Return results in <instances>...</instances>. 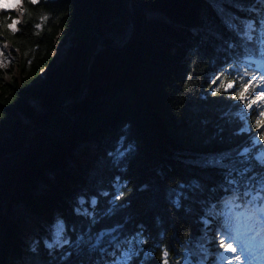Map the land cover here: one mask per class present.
<instances>
[{"label": "trees", "instance_id": "trees-1", "mask_svg": "<svg viewBox=\"0 0 264 264\" xmlns=\"http://www.w3.org/2000/svg\"><path fill=\"white\" fill-rule=\"evenodd\" d=\"M19 4L0 8V43L12 58L0 67V264H95L101 254L77 242L110 229L120 240L139 233L148 241L129 264H158L165 245L184 264L193 235L192 247L208 250L194 259L216 264L229 193L220 171L200 164L264 151V128L254 123L257 105L249 112L231 97L236 88L213 89L252 80L244 72L258 66L252 86L264 75L255 60L264 56V0ZM56 42L67 45L63 56L52 53ZM192 181L201 188L177 208L170 193Z\"/></svg>", "mask_w": 264, "mask_h": 264}, {"label": "snow or ice", "instance_id": "snow-or-ice-1", "mask_svg": "<svg viewBox=\"0 0 264 264\" xmlns=\"http://www.w3.org/2000/svg\"><path fill=\"white\" fill-rule=\"evenodd\" d=\"M31 3L35 5L39 3V0H31ZM8 7L21 8L22 5L18 3L8 5ZM20 23L21 21L19 19L13 20L8 24V28L12 32H16L18 31L16 26ZM225 23L229 29L235 28V25L232 23L227 21ZM261 23L264 24V21ZM37 27L40 26L37 25ZM245 29L244 36L251 41L253 24L248 22L245 24ZM259 43L264 45V39L260 40ZM252 62L256 63V61ZM258 72L259 66L256 72L245 70L244 75L251 76L253 79L245 82L243 76H241L239 86H237L235 79L231 81L224 80L219 87L213 89V94L219 93L221 89L224 92H230L233 88H236V92H232L231 97L243 102L249 112L254 111L253 105H257L254 123L259 132L260 128H264V75L260 76L259 82H256L255 86H252ZM223 75L224 73L221 72L220 76L212 80V83L215 84ZM257 89H260V91L257 92ZM253 93L256 94L253 95ZM259 139L264 141V133H259ZM250 152L251 149L244 148L238 155L245 157V159L238 162H233L229 154H219L206 157L200 164L204 168L219 170L220 175L223 177V183L220 185V188L223 192L229 193L227 197H221L224 200V206L228 209V218L223 221H217L219 225L216 229L218 232V249H222V251H217L216 253V264H244V261L252 253L249 245H237L236 241L239 237V232L234 227V224L240 221L241 218H245L248 221H264V151L258 152L249 158L248 154ZM200 188L201 185L196 181L180 183L172 190L170 196L174 197L173 203L175 206L181 208L183 206L182 202L193 198ZM115 199L119 200L121 196L117 195ZM80 203L84 204L85 201L82 199ZM91 203L93 207L96 206L95 199ZM237 209H240V211H237ZM77 211L79 212V209ZM209 215H212V213H209ZM57 223L58 225H62L63 221H58ZM208 223V220H204L205 225ZM251 230L249 228V231ZM115 231L116 229H110L106 232L98 233L94 242L91 237L85 239L81 236L77 242V248L86 253H100L101 258L95 264H129L133 257L138 256L143 250L139 246L147 244L148 241L146 239H140L139 233L130 238L125 237L123 240H120L119 237L112 235ZM105 237L108 238L105 239ZM195 239V235L189 237L185 251L181 254L184 264H205L203 257L198 260L194 259L199 257L201 252L206 256L208 251L200 244H197L193 248L192 244ZM124 245H127V247L124 248ZM48 247L51 248L52 245L49 244ZM144 256L146 260L149 258L147 252L144 253ZM105 257L110 259H106ZM169 257L170 252L168 246L165 245L160 249L158 264H180V261L175 259L170 260Z\"/></svg>", "mask_w": 264, "mask_h": 264}, {"label": "rangeland", "instance_id": "rangeland-1", "mask_svg": "<svg viewBox=\"0 0 264 264\" xmlns=\"http://www.w3.org/2000/svg\"><path fill=\"white\" fill-rule=\"evenodd\" d=\"M21 0H0V8L14 9L9 8L8 5H14L20 3ZM16 20V19H14ZM67 45H63L59 42H56L55 49L53 50L54 55L63 56L66 50ZM12 58L7 53L6 44L0 43V67L5 68L9 65ZM257 61V59H255ZM259 63L264 66V59L261 58ZM41 75H44V70H41ZM59 228H62V225H58ZM234 227L239 232V237L236 243H243L249 245L250 247L261 246V249H264V221H248L245 218H241L240 221L235 222ZM249 228L252 230L249 231ZM58 230V229H57ZM58 233V232H57ZM217 251H222L218 249ZM217 251L215 253H217ZM245 262V261H244Z\"/></svg>", "mask_w": 264, "mask_h": 264}, {"label": "water", "instance_id": "water-1", "mask_svg": "<svg viewBox=\"0 0 264 264\" xmlns=\"http://www.w3.org/2000/svg\"><path fill=\"white\" fill-rule=\"evenodd\" d=\"M126 2H127V5L129 6L130 0H126ZM131 36H132V35H131ZM130 38H131V37H130ZM130 38L127 40L126 44H128V42L130 41ZM126 44H125V45H126ZM125 45H124V47H125ZM124 47H123V48H124ZM95 53H96V49H94V50L91 52V54H90V56H89V58H88V60H87V68H89L90 63H91V58H92V56H93ZM87 79H88V71L86 72V76H85L84 83H83V85H82V87H81V90L79 91V93H78L77 98H76L75 101L79 100V99L82 97V95H83V93H84V91H85V88H86ZM71 103H72V102H71ZM71 103H70V104H71ZM67 105H69V104H67ZM67 105H66V106H67ZM66 106L63 107L62 112H65V107H66ZM68 117H69V116H68ZM70 120H71V118H70ZM35 130H36V128H35L33 131H35ZM29 138H31V136H30ZM0 161H1V160H0Z\"/></svg>", "mask_w": 264, "mask_h": 264}, {"label": "bare ground", "instance_id": "bare-ground-1", "mask_svg": "<svg viewBox=\"0 0 264 264\" xmlns=\"http://www.w3.org/2000/svg\"><path fill=\"white\" fill-rule=\"evenodd\" d=\"M260 58H264V56L260 57Z\"/></svg>", "mask_w": 264, "mask_h": 264}]
</instances>
